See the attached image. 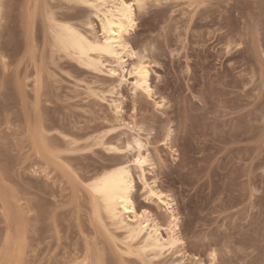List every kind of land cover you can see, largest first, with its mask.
<instances>
[{
	"label": "rangeland",
	"instance_id": "rangeland-1",
	"mask_svg": "<svg viewBox=\"0 0 264 264\" xmlns=\"http://www.w3.org/2000/svg\"><path fill=\"white\" fill-rule=\"evenodd\" d=\"M84 1L0 0V263L21 240L23 264H264V0H146L122 67L59 47L121 0ZM118 165L140 235L90 185Z\"/></svg>",
	"mask_w": 264,
	"mask_h": 264
},
{
	"label": "bare ground",
	"instance_id": "bare-ground-1",
	"mask_svg": "<svg viewBox=\"0 0 264 264\" xmlns=\"http://www.w3.org/2000/svg\"><path fill=\"white\" fill-rule=\"evenodd\" d=\"M94 1L99 3L101 2V4L106 5L109 3L113 4L115 0ZM145 1L146 0H133L131 3H128L121 0L120 3L117 1L118 5L116 7L113 6L115 9L112 7L114 10H108V7L105 19L103 18V38L100 41L88 40L79 31L71 26L61 24L63 26L59 27V25H56V27L58 26L61 28L59 33L55 34L57 36L56 40L59 47L65 51L72 50L71 52H74V55L77 54L79 59L89 66L94 65L93 58L90 56L92 53H95V55L97 54L99 56L113 57L118 62L119 66L122 67L125 64V57L130 58L134 56V51L129 47L125 34L128 33L129 28H133L135 25L136 6L141 8ZM75 2L84 3L85 1L75 0ZM117 3L114 4L116 5ZM133 74L136 78L137 88L150 92V71L147 66L142 63H138L133 67ZM137 162L139 164H144L146 159L140 156ZM90 185H92V191L102 201V205H104L105 209L104 211H106L108 215L115 218L119 213H125V215L128 214L129 217L132 216L133 218L138 219L139 224L137 225V230L139 231H137V234L139 235L141 234L139 232L144 231L148 227V212L145 211L142 214H139L137 211L136 204L133 199L134 179L127 166L118 165L103 171ZM148 197L156 199L168 210H172L173 208V199L151 186H148ZM118 209L120 210L119 212ZM175 227H177V225H175ZM154 240H156L154 245L157 246L160 241L157 240V238ZM7 246L9 247L10 252L8 251L7 254L5 253V256H2L3 260L0 264H20L22 262L21 251L24 246L23 241L19 240L16 242H10ZM21 264H23V262Z\"/></svg>",
	"mask_w": 264,
	"mask_h": 264
}]
</instances>
